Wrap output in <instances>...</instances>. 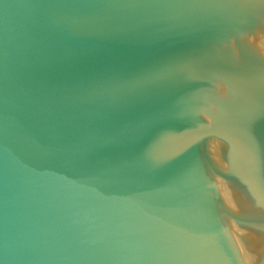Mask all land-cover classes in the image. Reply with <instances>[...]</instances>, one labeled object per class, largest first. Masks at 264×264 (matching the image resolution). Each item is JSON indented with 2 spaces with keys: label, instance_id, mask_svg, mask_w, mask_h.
<instances>
[{
  "label": "water",
  "instance_id": "obj_1",
  "mask_svg": "<svg viewBox=\"0 0 264 264\" xmlns=\"http://www.w3.org/2000/svg\"><path fill=\"white\" fill-rule=\"evenodd\" d=\"M0 264H264V0H0Z\"/></svg>",
  "mask_w": 264,
  "mask_h": 264
}]
</instances>
